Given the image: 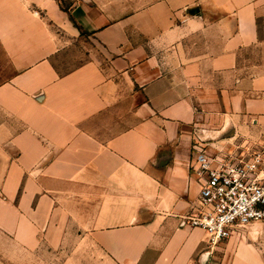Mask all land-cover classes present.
<instances>
[{
    "label": "crops",
    "instance_id": "0c3cea01",
    "mask_svg": "<svg viewBox=\"0 0 264 264\" xmlns=\"http://www.w3.org/2000/svg\"><path fill=\"white\" fill-rule=\"evenodd\" d=\"M197 143L264 147V0H0V264H212Z\"/></svg>",
    "mask_w": 264,
    "mask_h": 264
},
{
    "label": "built area",
    "instance_id": "2783aa9c",
    "mask_svg": "<svg viewBox=\"0 0 264 264\" xmlns=\"http://www.w3.org/2000/svg\"><path fill=\"white\" fill-rule=\"evenodd\" d=\"M195 149L192 165L200 193L191 224L218 245L253 223H264V147L246 156H212L202 143Z\"/></svg>",
    "mask_w": 264,
    "mask_h": 264
},
{
    "label": "rangeland",
    "instance_id": "374dc122",
    "mask_svg": "<svg viewBox=\"0 0 264 264\" xmlns=\"http://www.w3.org/2000/svg\"><path fill=\"white\" fill-rule=\"evenodd\" d=\"M70 56L65 58H60L58 60L59 67L61 69L69 68V61L78 56L77 50L69 53ZM237 236L240 238L237 245L229 246L227 241L220 242L218 245V250H216L215 257H213L212 262H224L230 263L231 258L236 250L244 247H252L254 252L259 256L260 263L264 264V223L256 222L241 230ZM229 240V239H227ZM71 245L70 247L64 248L62 251H49L46 250L45 253L41 252V255L37 257L35 264H102V262L97 263L92 258L83 251V254H78L74 256L79 245ZM212 263V264H213ZM7 264V263H4Z\"/></svg>",
    "mask_w": 264,
    "mask_h": 264
}]
</instances>
